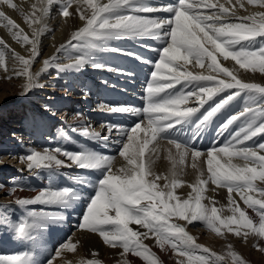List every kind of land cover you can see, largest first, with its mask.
<instances>
[{"label":"snow or ice","instance_id":"1","mask_svg":"<svg viewBox=\"0 0 264 264\" xmlns=\"http://www.w3.org/2000/svg\"><path fill=\"white\" fill-rule=\"evenodd\" d=\"M3 2L14 9L17 7L13 0H3ZM228 2L231 3V0ZM247 2L264 8V0H247ZM52 3L53 0H48L47 4L43 2L33 4L31 13H24L21 10V15L24 16L25 22L31 25L42 24ZM73 4L74 12L79 14L83 26L78 28L67 44L61 45L57 52L78 48L83 54L76 55L66 67L75 68L82 64L87 57L86 50L96 46L94 40L140 35L168 38L158 61L154 63V71L146 85L143 108L109 106L103 103L98 105L100 109L109 112L143 116L147 121L146 128H142L140 122L135 123L130 129L105 124L109 135L115 131L123 137L119 141L122 144L119 155L124 158L126 164L117 172L112 171L113 157L110 155L89 151L70 152L59 146L52 150L45 148L42 152L34 148L29 149L26 155L21 156V160L26 161L27 170L35 173L40 169L73 165L78 168L103 167L106 175L99 181L98 189L90 200L78 228L98 233L106 244L112 247L120 246L125 253L131 251L146 260L149 256L145 254L150 253V248L143 244V238L150 234L156 238L161 248L168 245L180 257L186 258V260H178L177 264H217V260L222 259L215 252L197 244L183 225L171 222L172 217L183 218L189 223L203 222L207 228L217 234H221V226H223L236 235H241V230H244L243 235L247 237L250 230L256 236L264 238V198H255L251 195L258 192L260 197H264V187L256 184L257 180L264 182V155L261 154L264 153V142L251 147L247 144L257 136H264V84L240 79L234 70L222 66L218 60L220 56L224 60L231 58L239 69L253 72L258 70L264 73V44L259 47L251 43L248 46H241V42H251L258 37H264V12L238 16L234 11L236 5L229 8L223 3H213L211 0H177L175 5L159 8L134 6V10L140 13L153 11L171 13L168 18L158 20L131 12L118 14L122 7L130 5V0H107V2L64 0L61 15L69 16V8H72ZM236 4L244 8L240 0H236ZM0 21H6L5 27L13 33L15 39L31 45L30 55L27 58L12 52V58L23 65L22 70L15 74L26 77L21 95L27 94L35 87H43L38 84L39 73L33 74L29 71L32 62L40 55L38 46L42 29L33 28L30 39L28 35H22L23 29L3 11H0ZM165 25L168 26L167 31L162 30ZM0 44H3V41H0ZM54 59L52 57L43 61L45 70ZM4 61L5 52L0 50V65H3ZM192 64L199 68L206 67L208 74L190 71L188 66ZM93 66L102 67L99 64ZM57 67L63 69L65 65H57ZM176 85L182 87L179 91H172ZM190 85L191 90H189ZM220 92H227V95L203 114L197 121L196 128L202 129L226 104L244 93L246 99L241 111L233 114L222 124L217 134L222 135L237 120H242V123L229 135L222 146L217 147L214 142L213 147L207 149V178H202L201 172L196 184L192 185L195 195L190 193L188 199L180 200L174 195V189L180 183L176 179V164H183L189 154L195 160L204 153L189 144L166 138L163 134L168 129L187 121L209 99ZM192 100L195 101V107L188 106L189 101ZM74 131H80L81 134L93 139H108L100 132L90 131L88 127ZM145 131L147 134L141 138L138 133ZM160 139H168L169 144L174 145L179 157L178 161H173L172 180L168 182V177H163L166 181L163 188L158 184L161 176L154 175L151 168V153L156 152V148L149 147ZM60 156L66 159H61ZM236 159L243 160L244 163L242 165L234 163ZM192 166L195 168L196 164ZM209 181L227 188L229 205H236L231 208L232 215L221 217L215 206L209 208L201 203L202 193ZM11 183L13 187L8 194L15 193L17 187L23 189L16 178H13ZM2 187L3 185H0V188ZM72 191L71 188L42 189L34 198H17L14 203L21 206L36 203H65ZM234 191L245 205L256 212L258 221L254 222L244 210L239 208L237 202L232 199L231 194ZM173 201L175 203H172ZM56 215L58 214L44 210H30L28 216L35 219L31 221L24 219L18 223L16 231L21 237H26L30 229L41 226L39 223L41 219ZM133 223L147 231L133 230L130 227ZM75 248L76 244L69 240L56 250V256H60L64 250L73 251ZM259 250L264 251V248ZM201 251L204 254H199ZM230 255L235 264H247L236 252L232 251ZM151 256L154 257L155 253H151ZM54 259L55 257L49 259L47 264H53ZM0 264H30V254L0 256ZM89 264H99V261H90ZM150 264H157V259H151Z\"/></svg>","mask_w":264,"mask_h":264},{"label":"bare ground","instance_id":"2","mask_svg":"<svg viewBox=\"0 0 264 264\" xmlns=\"http://www.w3.org/2000/svg\"><path fill=\"white\" fill-rule=\"evenodd\" d=\"M41 2H43L45 4L48 3L47 0H13V3L15 5H17V7L14 9V8L10 7L9 5L5 4L3 2V0H0V11H3L7 16H9L11 19H13L20 26L21 29H23L22 35L26 34V35H28V37L30 39H32L33 28H41L42 29V33L40 34L39 39L44 37V36H46V39H45L46 43L45 44L48 46V49L46 50V52H43L44 50L41 49L40 45L38 46L40 55H38L36 57V59L32 62L31 67L29 68V71L31 73H33V74L39 73L38 84L39 85H43V87H39V86L35 87L31 91H29L27 94L21 95L22 85L25 83L26 77L17 76L15 74L17 71L22 70L23 65H22V63L14 60L12 58V52L19 53L21 56H24L25 58H27L30 55L31 45L27 44V43H24L21 40L15 39L12 32L9 31V33H8L7 32L8 30L5 31V29H2V27H0V31H2L3 33H4V31L7 32V34H2V35H4L3 36L4 38L1 37L2 39H0V41H3V44H1V46L2 47H4V45L7 46V47H4L6 49V51H7V54L5 55L4 64L0 65V70H1L0 71V91L5 92L6 88H8V90L12 91V92H9V93L2 94L0 96V101H4L5 100L6 103H9L10 105L12 104V107L13 106L15 107L16 103L18 104L17 106H19L21 104H24V103H20L24 99H26L27 102H28L30 100H35L34 98H36L35 101L39 102V98L40 97H45L46 99H45V101L43 103V107H41V109L38 112V114L33 115L32 118L28 117V115H29L28 114L26 118H28V119L29 118L30 119L44 118L45 120H47L46 116H50V114L52 113V110L50 108L52 102H48L47 101L49 99L48 96L56 95V94H51L50 95V93L52 91H54V92L57 91V89H58V87H57L58 86V81L50 80V75H49L48 68L46 70L44 68L42 69L43 60L52 58V55L50 53L54 49L56 51L57 49L60 48L61 45L67 44L68 40L71 39L72 34L75 31H77L78 28L81 25L83 26V22L80 20L79 14L74 12V8H75L74 4H73L72 8H69V13H70L69 16L64 17L63 15H61V12H59V11H61V8H62V6L60 5V0H53V3L51 4V6H49V14L51 13L53 15L52 16V21L53 22L51 24V28L54 26L53 29H56L54 33L51 34V31H50L51 28H48L47 25H46L48 23V22H46V18L48 17L47 15L44 17V20H43L42 24L31 25L30 23L25 22L24 16L21 15V10L24 13H31L32 5L33 4H39ZM98 2H107V0H98ZM240 2L244 4V8H240L239 5L236 4V0H231V3L228 2L227 4H225V6L231 8L233 5H236L234 11H236L238 16H240V14H244L246 16V15H251V14H254V13H257V12H261V11L256 9L258 4H249L247 2V0H240ZM50 7H52L51 8L52 10L50 9ZM5 24H6V21H0V26H5ZM116 37H119L121 40L124 39L123 36H116ZM111 38H112V40H109V38H108L106 40H94V41L97 43L99 48H103V47L107 48V47H109L110 43L114 40L115 37H111ZM4 40H7V41H4ZM76 49H78V48H76ZM74 50H75V48H74ZM91 50H92L90 52L91 56L89 57V55L87 54V57H86L85 61L82 64L78 65L77 67L81 66L83 68H86V67L91 66V63H93V61H97V59H98V56H97L98 55V50L96 48H92ZM64 53H65V51H64ZM218 60H219V63L222 66L228 67V68L234 70L240 79H242V80L250 79L249 70L239 69V66L236 65L235 62L231 60V58L227 59L226 62H222L224 59H223L222 56H220V57H218ZM53 61H55V60H53ZM69 63H71V62H68V64ZM52 64H53V62H52ZM63 69H69V67L65 66ZM203 69L208 71V69L206 67L203 68ZM237 69H238V71H236ZM83 71L85 72V74H88V72H89L88 70H83ZM60 75H61V77L67 78V76L71 75V74H68V73H66L65 70H63V71H60ZM10 76H11V78H8ZM4 77L5 78L7 77L8 80L5 81ZM4 82L10 83L13 86L10 85V84H6V88H5L4 87ZM10 93L12 95L9 97L8 95ZM34 93H37V94L34 95ZM31 94H33V95H31ZM13 96H14V98H13ZM3 105H4V102H3V104L1 106L4 107ZM29 105L30 104H28V108L30 107ZM16 108L17 107H15L14 110ZM14 110H10V112H12ZM23 112H25V111H23ZM35 112H36V110H35ZM31 114H33V111L30 112V115ZM1 115L2 116H1V119H0V123L2 124V126H0V129L3 130L4 133H6V134H9L10 132L15 131L13 128L10 127V129H9L7 127L8 126V120H7V122L4 121V114H1ZM80 123H81V118L78 117V116H75L74 120L71 123H69L68 125L74 127L77 130H79L81 128V124ZM240 125H241V123L239 124V126ZM237 128L238 127H236L235 129L230 130L227 133V139L229 138V135L232 132H235L237 130ZM64 132H65V134L67 136L69 135L68 131L64 130ZM60 139L61 140H65L66 138L62 136V137H60ZM71 140H73V138ZM155 143H158V144H155ZM155 143H154V145L156 147H159V148L162 145V142H160V141L155 142ZM247 144L250 147L254 146L253 143H250V142H247ZM222 145H223V143H222ZM222 145H216V146L220 147ZM109 148H110V146H109ZM121 148H122V146H121ZM121 148H120V150H121ZM210 148H212V147H210ZM210 148H208V149H210ZM64 149H65V147H64ZM111 149H112V152H113L116 148H115L114 145H112ZM165 150H167L166 147H165ZM119 151L116 152L113 155V158L116 159L115 164H113V166H112V171L113 172H117V170L119 168H121L123 165L126 164V161L124 160V158L119 155ZM168 151H169V154H167V153H161L160 154V153H156V152L151 153V158H152L151 168H152V172H153L154 175H160L161 178L168 177V182H170L172 180V178H173V176H172V173H173V161L175 160L174 154H177V151H175L174 147H170L168 149ZM206 151H201L202 153H204V155H202L200 158H198V160L201 161V163H202L201 164L202 165V169L207 167V164L203 163V160H205V161L207 160ZM3 154L5 155V150H3ZM146 155H148V153H146ZM17 156H18V154H17ZM20 158H21V156H20ZM191 158H192V156L188 160H193ZM233 162L237 163V164H241V165L244 163L243 160H239V159H236ZM6 163H8L6 161V159L1 158V165L3 166ZM199 166H200V163H199ZM71 169H73L74 172L79 170L76 167H71ZM205 170H207V169H205ZM175 171L177 173L176 179H178L180 181V183L177 185V187L180 184L183 186L182 182H183L184 176H187L188 170L182 164H176ZM194 174H195V172H194ZM76 175L81 176V174H76ZM105 175H106V173H105ZM190 175H191V172H190ZM80 179H82V177ZM192 180H193V178H192ZM193 182L195 184L196 180H193ZM185 183H186V181H185ZM257 185H259L261 187H264V182L259 181V184H257ZM176 188L174 189V195L177 198L181 197L183 200L189 198V194L191 193V191L190 192L188 191L189 192L188 194L179 195V194H177V192L175 193ZM71 189L74 190V186H71ZM97 189H98V187H97ZM97 189H96V191H97ZM217 190L220 193L227 194V196L223 195V198L226 199L228 197L229 193L226 192V189L219 188ZM96 191H95V193H96ZM192 192H193V190H192ZM27 194L29 195V197H35L36 195L39 194V192L36 191V190L35 191H31V192L28 191ZM204 195L205 194L202 193V196H204ZM237 197H239V195H235V199ZM70 198L71 197H69V199ZM205 198H207V197H205ZM218 198L220 199L221 197H218ZM223 198H221V199H223ZM69 199L65 203L49 204V205H55V206L58 207L57 210L52 211V213H56L58 215L41 219L39 221V223L41 224V222H42V223L45 224V226H44V228H42V226L37 227V229L39 231L41 229L46 230V232H44V235L42 237L44 245L46 247H48L49 238H50L51 234H53V235H55L57 237H60L63 233H66V234L72 233L67 238V240L64 243H62V244H65L69 240H71L73 243L76 244L75 250H73V251L64 250V251H62L61 255L57 257L56 256V250L60 249L62 244L59 245L56 248V250L54 252V255H53V257H55V259L53 260V264H89L90 261H92V262L99 261L100 263H103V264H105V263L106 264H136V260L131 258V257H133L131 252L125 253L123 248L120 247V246L112 247V246L106 244L104 242V240L102 239V237H100V235L98 233H93V232L88 231V230H81L79 228L78 229L75 228L74 225H72V221L70 220V218L63 219L62 217L64 216V213H65V207L68 204ZM221 199H220V201H221ZM228 199H229V197H228ZM214 200H216V199H214ZM203 201H202V203L205 202V201L204 202ZM173 203H175V201H173ZM206 203H209V202L207 201ZM210 203H211V201H210ZM210 203H209V205H210V207H212ZM218 203H220V202L218 201ZM226 203H227V201H223L220 204V206L223 207V209H225L224 207H225ZM242 203H244V202L242 201ZM214 204L215 203H213V205ZM227 206H228V204H227ZM230 212H232V211H230ZM68 222H70V223H68ZM130 227L133 230L138 231V232L147 231L142 226L136 225L134 223L130 224ZM149 237H145L144 239L147 241V240H149ZM59 240H61V238H59ZM9 242L10 241H8V239H2V244L3 243H9ZM51 247L53 248V245ZM93 247L96 248V251L93 250L94 249ZM126 255L129 256L131 259H129ZM139 264H141V263H139Z\"/></svg>","mask_w":264,"mask_h":264},{"label":"rangeland","instance_id":"3","mask_svg":"<svg viewBox=\"0 0 264 264\" xmlns=\"http://www.w3.org/2000/svg\"><path fill=\"white\" fill-rule=\"evenodd\" d=\"M47 16L48 17L46 18V22H48V23L46 25H47L48 28H51V24L53 22L52 21V16L53 15L51 13L49 14V12H48ZM0 27H2V29H5V31L8 30L7 32L9 33V29L7 27H5V26H0ZM80 27H82V25ZM53 28H54V26L50 29L51 34L54 33L55 30H56V29H53ZM5 31H4V33L2 31H0L1 32L0 33V39L4 38L3 37L4 35H2V34H7V32H5ZM45 39H46V36H44V37L39 39V45H40L41 49L44 50L43 52H46V50L48 49V46L45 44L46 43ZM4 41H7V40H4ZM73 43H75V41H73ZM247 43H249V42L247 41ZM256 44L259 45V46L261 44H263L262 37H258V42ZM259 46H257V47H259ZM91 49H89L87 51V54L89 55V57L91 56V53H90L92 51ZM0 50L4 51L5 55L7 54L6 49L4 47H2L1 44H0ZM76 50H78V49L75 48V50H74V48H72V49H66V50L57 52V50L55 51V49H54L50 53L52 55V57L55 58L54 59L55 61H53V64H51V65H54L55 67H57V65H63L64 64L66 66L68 64V62H67L68 60L65 58V56L66 57H72V59H73V58H75L76 55H82L79 52H77ZM64 51H65V53H64ZM70 62H72V60ZM222 62H226V60H223ZM42 65H43V67H42V69H43L44 68V64L42 63ZM51 65L48 67L50 80L58 81V86L57 87L59 88L62 85V82L60 81V77H61L60 71H63V70L66 71V69L55 68V67H52ZM57 73H59V74H57ZM262 74H264V73H262ZM8 78H11V76L8 77ZM8 78L4 77V80L7 81ZM68 78L71 79L72 76L68 75L67 79ZM262 78L264 80V77H262ZM244 81H246V80H244ZM6 84H10V83L4 82V87L5 88H6ZM10 85H12V84H10ZM64 87H65V85H64ZM9 92H12V91L8 90V88H6L5 92L0 91V96L2 94L9 93ZM63 93L64 92L62 90H60V92L52 91L50 93V95L51 94L60 95V94H63ZM35 94H37V93H34V95ZM11 95L12 94L10 93L8 96L10 97ZM31 95H33V94H31ZM13 98H14V96H13ZM34 99L36 100V98H34ZM45 99H46L45 97H40L39 101H43V103H44ZM35 100H30V101L27 102V100L24 99L20 103H26L27 102V104H34L35 105V102H36ZM47 101L51 102L49 100H47ZM3 102H4V105H3L4 107L1 106L3 104ZM9 105L10 104L6 103L5 100L4 101H0V119H1V116H2L1 114H4L5 112H7L9 110V108H10ZM17 105L18 104L16 103L15 107H17ZM40 106H42V104ZM15 107L13 106L12 110H14ZM29 109H28L27 112L26 111L25 112L21 111L20 113L22 115H24L25 117H27V115L31 111H33V114H31V115L29 114L28 115V117L32 118L33 115L38 114V112L40 111L41 108L40 109H35L33 106L30 105ZM35 110H36V112H35ZM52 114L53 113H51L50 116H52ZM23 120H24L25 123L28 124V122L25 121V119H23ZM25 123H23V124H25ZM18 126L22 127L20 124ZM23 129H25V127ZM0 136H3L2 140L0 141L1 148L7 147V143L11 139V134L10 133L6 134V133H4L3 130L0 129ZM24 136H25V134L23 132L22 133L20 131L18 132V137H21V139H23ZM260 142H264V137L260 138ZM55 144L57 145V142H55ZM155 144H158V143H155ZM29 149H31V148L28 147L23 152L17 153L18 156H17V154L14 155L13 159L16 160V161H20L21 160L20 156L26 155L27 151ZM63 149H64V147H63ZM3 150H5V149H0V168L1 169H2L1 158L6 159L5 157H7V154H6L7 150H5V155L3 154ZM39 151H41V149H39ZM261 154L264 155V153H261ZM3 156H5V157H3ZM174 156H175V161H178L179 160L178 154H174ZM62 159H65V158H62ZM6 161L9 162L7 159H6ZM194 163L195 164L197 163L195 168L192 166ZM199 163H200V166H199ZM203 163L206 164V161L203 160ZM177 164H179V163H177ZM201 164H202L201 161H199L198 159H195V160L185 159V161H184V163L182 165L184 167H186V169L188 170L187 176H184V179H183V182H182L183 186L180 184L176 188L175 193L177 192V194L181 195V194H188L191 191V193L193 195H195V193L192 192V190H193L192 184L194 185L193 180H196V182H197L196 178H197V176H200L201 172L204 175L202 178L206 179L207 175H208L207 174V170H205V169H207V167L202 169V165ZM9 168H10L9 166L6 167V169H9ZM41 170L42 169H40L38 171L40 172ZM190 172H191V175H190ZM194 172H195V174H194ZM31 174H32V172H29L28 170H26L22 174H19V175H17L15 177V178H17L16 181L17 182H18V180H27V181H29V180H31ZM192 178H193V180H192ZM185 181H186V183H185ZM189 181L190 182L192 181V182L190 183ZM11 182H12V179L10 181H8V183H1L0 182V185H3V187L0 188V192L4 193L3 195H1V193H0V195H1L0 196V201L2 203H4V206H1V203H0V210H2L4 208H8L13 203V198H15V197L26 198V197H29V195L27 194L28 191L31 192V191H35L36 190V191L40 192L43 188H45L38 181H36V182L34 181V183H32V184H20V185H26L28 187H32L33 189L28 190V189H25V188L20 189L19 187H17V191L15 193H12L10 195V197H7L6 196L7 194H5V191L8 192V193L11 191V189L13 187V184ZM165 182L166 181L163 178H161V180L158 181V184L161 186V188H163ZM196 182H195V184H196ZM5 188H8V189H5ZM219 188L227 189L225 187L217 186V185L213 184L211 181H209L208 184L205 187L204 192H203V194H205V195L202 196L204 198V199H202V201L204 200L205 202L203 201L204 203H202V201H201V203L204 204V205H207V206H209V208H211L210 205H209V203L211 201V203H210L211 206H215L216 205L215 207L218 209V215H220L221 217H227V216L232 215V212H230L231 208L235 207L236 205H229V199H228L229 195H228V197L226 199L223 198V195L227 196V194L220 193L217 190ZM231 195H232V199L237 202V204L239 205V208L241 210H244L246 212V214L254 220V222L258 221V216L256 215V212L253 211L252 208H249L247 205H245V203H242L243 200L240 198V196L236 198L237 200L235 199V195H238L235 191L232 192ZM251 195H253L255 198H264V197H260L259 193H257V192L251 193ZM205 197H207L209 200L207 198H205ZM218 197H221L223 199L220 198L221 199V201H220V199ZM179 198H180V200H183L181 197H179ZM214 199H216V200H214ZM207 201L209 203H206ZM218 201L220 203H218ZM223 201H227V203L225 204V207H224L225 209H223V207L220 206V204ZM213 203H215V204L213 205ZM227 204H228V206H227ZM2 214H3V212L0 213V218L2 217ZM237 215H238V213H237ZM171 222L183 225L185 227V230L195 239L197 244L203 245L204 247L208 248L211 252H215L218 257H222V259L217 260V264H235V261L233 260L232 256L230 255V252H232V251L236 252L239 255V257H241L242 259H244L247 262V264H264V251H260L259 250L260 248H264V238H260V237L256 236L250 230H249L248 236L245 237L243 235V231L244 230H241V235H236L234 232L228 231L227 228H225L223 226H221V234H217L215 231L207 228V226L203 222H200V221H193V222L189 223L188 220H185L183 218L172 217L171 218ZM0 226H1V222H0ZM197 227L199 228L198 230H196ZM233 227H236V226L233 225ZM4 229H5L4 226L0 227V242L2 241V239H3V237L5 236V233H6V230H4ZM149 236H150L151 240L149 239V240L146 241L143 238V244L147 245L150 248V253H146L145 254V255L149 256V259L146 260V259H144L143 256H138V255L134 254V257H131V258L136 260V264H139V263H141V264L142 263L143 264L144 263L145 264H150V260L151 259H157V264H177L178 260H181V259H185L186 260V258L180 257L168 245H165L164 248H161L157 244L156 238L154 236H152L151 234ZM229 245H231V248H229ZM93 248L95 249V247H93ZM151 253H155V256L154 257L151 256ZM199 254H204V253L201 251ZM127 257L129 259H131L129 256H127ZM99 264H103V263L99 262Z\"/></svg>","mask_w":264,"mask_h":264}]
</instances>
